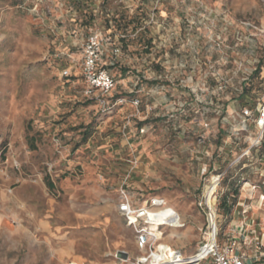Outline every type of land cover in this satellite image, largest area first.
Wrapping results in <instances>:
<instances>
[{
    "label": "rangeland",
    "instance_id": "obj_1",
    "mask_svg": "<svg viewBox=\"0 0 264 264\" xmlns=\"http://www.w3.org/2000/svg\"><path fill=\"white\" fill-rule=\"evenodd\" d=\"M96 29L124 47L110 71L139 108L110 113L86 97L75 63ZM263 99L264 0H0V264L147 256L117 209L121 188L138 206L164 198L173 213L154 246L193 255L209 232L206 185L220 172L225 239L238 215H224L221 201H238L250 173L264 177V141L252 160L234 163L256 135L253 120L240 128L242 109L255 112ZM247 196L242 204L262 200ZM261 213L264 200L249 218L261 225Z\"/></svg>",
    "mask_w": 264,
    "mask_h": 264
},
{
    "label": "built area",
    "instance_id": "obj_2",
    "mask_svg": "<svg viewBox=\"0 0 264 264\" xmlns=\"http://www.w3.org/2000/svg\"><path fill=\"white\" fill-rule=\"evenodd\" d=\"M81 48L82 57L79 62L75 63V66L79 67V74L87 85L85 90L86 97L97 102L103 108V111L110 113L128 102L139 108L141 106L139 98L127 100L126 97H117L113 99L117 80L111 73L110 67L117 62L118 58L124 55V48L117 44L115 37L112 34H104L99 29L92 30L85 37ZM70 68L71 66L68 65L62 71L61 76L68 78L71 74ZM157 107L158 104L148 106V111H155ZM239 118V126L242 131L249 130L250 121L253 120L256 135L254 137L250 136L246 140L245 149L234 163L243 158L247 161L252 160L254 153L263 144L264 99L257 103L255 112L250 108L242 109ZM238 130L235 131L240 132ZM143 131L144 129L142 128L141 132ZM198 143L204 147L207 143V137L204 135L199 137ZM226 143L228 142L226 141ZM218 150L222 151L223 146H219ZM225 173L220 172L213 175L208 181L209 184L206 185L207 189L214 181L216 182L213 205L207 204L206 199L203 201L210 222L209 232L206 241L202 243V246L193 255H182L176 250H172L171 254V247L169 246L164 251L161 249V245L154 246L157 235L151 230V225L154 223L152 217H158L161 214L165 215L167 219L170 217V213H168L169 206L164 198L153 196L138 206L129 192L125 188H121L117 209L124 217L126 224L135 230L139 248L147 249L150 247L151 249L150 254L138 257L132 264H175L176 262L181 264H264V229L250 230L252 226H255V220L245 216V222L241 226V230L236 231L233 229L226 234L225 239H220L215 201ZM207 174L208 168L205 166L202 168L201 175L206 176ZM261 199L264 200V194L261 195ZM178 221L179 223H177L180 225L181 219ZM169 224H174V222ZM252 234H255V236H252ZM152 247L154 248L152 249ZM196 257L198 259L194 260Z\"/></svg>",
    "mask_w": 264,
    "mask_h": 264
},
{
    "label": "crops",
    "instance_id": "obj_3",
    "mask_svg": "<svg viewBox=\"0 0 264 264\" xmlns=\"http://www.w3.org/2000/svg\"><path fill=\"white\" fill-rule=\"evenodd\" d=\"M251 176H248L247 178H244L243 180V191H247V192H243L241 195V198H239L238 201H236V203L233 205V208H235L234 210V214L238 215V219H235L234 217H232L231 221H230V231L231 230H236L239 231L241 230V226L243 225V223L245 222L243 220V218L245 216L249 217V216H253V218H257L258 216H260V214H257L260 211V206L261 204H263V200H255L252 201L251 203H247L246 200L244 201V204H242V199L246 197H249L247 195L252 196V194L255 192V194H259V196L264 194V177L255 175L252 176V173H250ZM246 182V184H245ZM238 189L239 187L232 185V182H228L227 183V191H233V189ZM247 193V194H246ZM239 194V193H238ZM233 195V194H232ZM252 197H250L249 199H251ZM247 203V204H246ZM244 205V207H242ZM261 217L262 219L264 218V213H261ZM260 226L264 227V219L262 220V224L260 225H256L252 226L250 228V230H254L259 228ZM252 236H255V234H252Z\"/></svg>",
    "mask_w": 264,
    "mask_h": 264
},
{
    "label": "bare ground",
    "instance_id": "obj_4",
    "mask_svg": "<svg viewBox=\"0 0 264 264\" xmlns=\"http://www.w3.org/2000/svg\"><path fill=\"white\" fill-rule=\"evenodd\" d=\"M216 187V182L214 181L212 185L208 186L207 189H206V194H205V199H206V202L207 204H210V205H213L214 203V189ZM168 213H170V217L168 219L171 220V214L173 213V210L172 208L169 207V211ZM152 220L154 221V223L151 225V230L154 231L155 235H158L157 233V230H158V226L157 225H160L162 224L163 222H165L166 218H165V215L161 214L159 215L158 217H152ZM213 234V233H212ZM168 247L163 245L161 247V249L164 251L165 249H167ZM171 254H172V249L170 250ZM156 254V253H154ZM198 258L196 257L194 260H197ZM177 264H181L179 262H177Z\"/></svg>",
    "mask_w": 264,
    "mask_h": 264
},
{
    "label": "trees",
    "instance_id": "obj_5",
    "mask_svg": "<svg viewBox=\"0 0 264 264\" xmlns=\"http://www.w3.org/2000/svg\"><path fill=\"white\" fill-rule=\"evenodd\" d=\"M131 23V21L129 22V24ZM129 24H126V25H124V31H126L127 30V27L129 26ZM118 27H122L121 26V24H119L118 23ZM112 33V32H111ZM121 46V45H120ZM124 48V47H123ZM117 63V62H116ZM116 63L113 65V66H111L112 68L113 67H115V65H116ZM117 88H118V82H117V85H116V89L114 90V92H113V99H115V98H117V97H126V95H124V94H119L118 92H117ZM235 183L234 182H232V185H234ZM49 185L51 186V187H53V184L51 183V182H49ZM239 193V190L238 189H233V197H235V194L237 195ZM228 199V195L226 194L225 195V197L223 198V200L221 201V203H220V209L221 210H223V214L224 215H229V214H231V211H232V209H233V205L236 203V200L234 201V202H228L229 201V199Z\"/></svg>",
    "mask_w": 264,
    "mask_h": 264
}]
</instances>
